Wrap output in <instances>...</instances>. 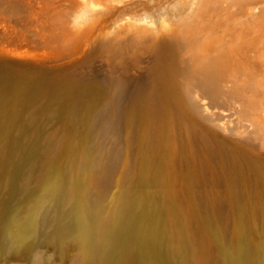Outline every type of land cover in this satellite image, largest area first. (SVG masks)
<instances>
[{
  "label": "bare ground",
  "instance_id": "bare-ground-1",
  "mask_svg": "<svg viewBox=\"0 0 264 264\" xmlns=\"http://www.w3.org/2000/svg\"><path fill=\"white\" fill-rule=\"evenodd\" d=\"M82 5L103 77L0 63V264H264V14Z\"/></svg>",
  "mask_w": 264,
  "mask_h": 264
},
{
  "label": "rangeland",
  "instance_id": "rangeland-1",
  "mask_svg": "<svg viewBox=\"0 0 264 264\" xmlns=\"http://www.w3.org/2000/svg\"><path fill=\"white\" fill-rule=\"evenodd\" d=\"M223 9L238 14L254 8L264 14V0H214ZM83 0H0V63L18 68L73 70L83 58L85 46L66 42L67 33L82 31ZM143 61H148L143 58ZM107 66L99 58L74 68L76 75L103 77ZM220 113V112H219ZM226 116V113H220ZM264 155V153H263ZM40 264H69L71 250L61 256L52 245L38 248ZM14 264H27L13 261ZM3 264V263H1Z\"/></svg>",
  "mask_w": 264,
  "mask_h": 264
}]
</instances>
